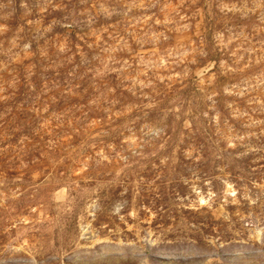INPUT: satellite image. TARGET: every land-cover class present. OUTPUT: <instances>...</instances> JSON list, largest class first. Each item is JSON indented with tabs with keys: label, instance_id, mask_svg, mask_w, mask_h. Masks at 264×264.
Masks as SVG:
<instances>
[{
	"label": "rangeland",
	"instance_id": "obj_1",
	"mask_svg": "<svg viewBox=\"0 0 264 264\" xmlns=\"http://www.w3.org/2000/svg\"><path fill=\"white\" fill-rule=\"evenodd\" d=\"M0 264H264V0H0Z\"/></svg>",
	"mask_w": 264,
	"mask_h": 264
}]
</instances>
